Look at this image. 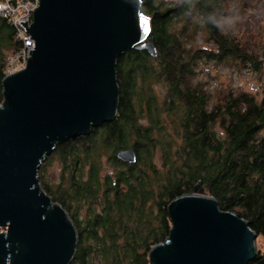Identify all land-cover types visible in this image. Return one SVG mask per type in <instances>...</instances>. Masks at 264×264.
<instances>
[{
	"label": "trees",
	"instance_id": "16d2710c",
	"mask_svg": "<svg viewBox=\"0 0 264 264\" xmlns=\"http://www.w3.org/2000/svg\"><path fill=\"white\" fill-rule=\"evenodd\" d=\"M224 1L180 0L160 9L154 0H141L156 55L133 49L118 57L115 120L54 149L62 164L60 182L66 184L58 197L39 182L76 227L78 239L70 264H91L94 259L103 264H149V249L169 234L167 204L191 193L198 182L219 209L245 219L264 239V97L256 101L251 94L227 91L210 105L204 85L192 81L193 67L202 57L218 64L230 57L254 71L262 69L264 45L257 58L220 28L219 19L226 14ZM180 19L182 28L172 32L171 24ZM194 19L206 28L214 52L192 54L181 42ZM12 35V28L0 18V87L7 56L2 50L9 54L17 47ZM152 81L166 88L161 102L150 92ZM1 92L2 88L0 103ZM128 148L136 154L134 164L115 158ZM102 156L115 171L101 176L106 168ZM66 199L86 202L82 227L69 213ZM248 264H264V250Z\"/></svg>",
	"mask_w": 264,
	"mask_h": 264
},
{
	"label": "water",
	"instance_id": "95a60500",
	"mask_svg": "<svg viewBox=\"0 0 264 264\" xmlns=\"http://www.w3.org/2000/svg\"><path fill=\"white\" fill-rule=\"evenodd\" d=\"M140 4L39 0L30 28L20 23L34 45L25 68L1 80L0 264L72 263L76 227L37 176L57 145L115 120L118 57L133 49L156 55ZM115 158L136 162L132 148ZM165 211L169 234L149 249V264H248L257 253L247 221L219 209L199 182Z\"/></svg>",
	"mask_w": 264,
	"mask_h": 264
},
{
	"label": "rangeland",
	"instance_id": "374dc122",
	"mask_svg": "<svg viewBox=\"0 0 264 264\" xmlns=\"http://www.w3.org/2000/svg\"><path fill=\"white\" fill-rule=\"evenodd\" d=\"M180 0H154V4L160 9L172 7ZM226 14L220 17L219 26L223 28L226 34L245 50L252 52L257 58L264 45V0H225ZM194 25L190 28L189 33L181 37L183 45L193 52H214V43L210 41V36L206 28L201 25L199 19H194ZM198 20V21H196ZM184 22L182 19L174 21L171 25L172 32H178L182 28ZM185 38V39H184ZM5 55H9L8 50H2ZM7 57V56H6ZM239 61L231 59L220 61H210L206 58H199L194 68L193 83L204 85L206 93L210 95V105L218 102L227 92H244L251 94L256 101H260L264 97V72L261 70L254 71L248 66H242ZM148 84V83H147ZM149 85V84H148ZM151 94L157 102H161L166 94V88L160 82H150ZM141 125H145V121L141 119ZM167 132V131H166ZM169 132V131H168ZM156 147V146H155ZM101 151L103 149L99 148ZM105 152V151H103ZM156 158L159 157V149L155 150ZM57 153H52L44 162H42L38 173L40 183L47 186V190L55 197L65 190L61 181L62 164ZM105 169L100 171L99 175L110 174L115 171L114 167L107 166L106 157L102 156L100 161ZM159 165L157 162H155ZM86 172V169H84ZM85 176V175H84ZM62 184V186L60 185ZM61 186V187H60ZM69 213L75 214L80 227L83 226L85 213H87V204L82 201H69ZM98 211L99 207H95ZM153 210H155L153 208ZM151 210V211H153ZM70 215V214H69ZM256 251L262 253L264 250V239L256 236ZM91 264H103V261L94 259Z\"/></svg>",
	"mask_w": 264,
	"mask_h": 264
},
{
	"label": "built area",
	"instance_id": "2783aa9c",
	"mask_svg": "<svg viewBox=\"0 0 264 264\" xmlns=\"http://www.w3.org/2000/svg\"><path fill=\"white\" fill-rule=\"evenodd\" d=\"M39 0H0V18L13 30V41L16 50L7 55L3 67V77L14 72L21 71L26 66L28 52L32 50L34 43L30 35L24 32L20 23L26 24L29 29L32 24L34 10Z\"/></svg>",
	"mask_w": 264,
	"mask_h": 264
},
{
	"label": "snow or ice",
	"instance_id": "6c2138e0",
	"mask_svg": "<svg viewBox=\"0 0 264 264\" xmlns=\"http://www.w3.org/2000/svg\"><path fill=\"white\" fill-rule=\"evenodd\" d=\"M147 21L145 20V27H144V31H145V33H147V31H148V28H147Z\"/></svg>",
	"mask_w": 264,
	"mask_h": 264
},
{
	"label": "flooded vegetation",
	"instance_id": "af4514ba",
	"mask_svg": "<svg viewBox=\"0 0 264 264\" xmlns=\"http://www.w3.org/2000/svg\"><path fill=\"white\" fill-rule=\"evenodd\" d=\"M262 71H263V69H262ZM264 72V71H263Z\"/></svg>",
	"mask_w": 264,
	"mask_h": 264
}]
</instances>
